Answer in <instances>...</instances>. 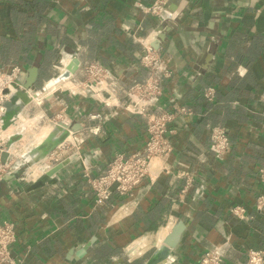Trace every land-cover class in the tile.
Segmentation results:
<instances>
[{
  "label": "crops",
  "instance_id": "0c3cea01",
  "mask_svg": "<svg viewBox=\"0 0 264 264\" xmlns=\"http://www.w3.org/2000/svg\"><path fill=\"white\" fill-rule=\"evenodd\" d=\"M154 1L0 0V65L22 66L25 78L39 71L32 91L41 94L20 108L25 125L35 120L22 139L25 160L58 125L69 131L53 154L0 180V222L15 225L11 252L22 264H146L178 223L180 240L164 264H200L227 242L225 264H246L250 249H264V0H169L161 17L142 10ZM145 41L173 71L162 106L192 114L171 124L173 153L153 160L151 178L99 205L86 175L143 149L146 121L63 90L62 80L47 86L63 74L84 80L85 65L98 62L127 87L147 76ZM12 45L16 57L5 54ZM215 126L231 139L223 157L210 150ZM238 205L243 219L231 213Z\"/></svg>",
  "mask_w": 264,
  "mask_h": 264
},
{
  "label": "built area",
  "instance_id": "2783aa9c",
  "mask_svg": "<svg viewBox=\"0 0 264 264\" xmlns=\"http://www.w3.org/2000/svg\"><path fill=\"white\" fill-rule=\"evenodd\" d=\"M168 3L169 0H155L151 5H141V7L145 13L161 17L167 12ZM142 46L144 52L141 56V65L147 72V76L135 80L127 87L118 86L116 77L98 62L85 65L84 80H77L73 76L69 79H62L61 89L74 94H91L95 100L107 106L121 108L146 121L148 138L143 149L129 154L118 153L102 174L86 175L99 205L109 201L114 192L122 196L131 194L145 179L151 178L153 160L156 158L165 160L173 153L174 147L169 138V135L174 133L171 124L178 115L192 114V109L186 106L176 105L172 109L162 106L164 82L172 76L173 71L154 49L151 41L142 42ZM24 79L25 71L22 66L12 65L4 68L0 65V180L21 169L28 162L22 150L24 148L22 139L29 128L35 129L34 119L37 117L28 116V121L33 119L34 123H32L33 126L25 125L22 110H20L7 123L12 99L18 88H22L20 82ZM28 94L33 101L39 97L41 92L30 89ZM34 94L37 97H34ZM214 95V88L206 89L205 96L209 100H212ZM113 99L115 102H111ZM89 116L92 120H104L101 113H91ZM54 122L58 125L56 121ZM91 132L99 134L101 127H93ZM17 135H20V138L11 142V138ZM231 147L232 143L227 130L222 126L213 127L210 143L212 153L217 157H223ZM53 153L52 150L49 154ZM56 161H59V158H56ZM258 176L264 185V165L259 168ZM257 207L258 209L264 208V195L258 198ZM231 213L241 219L245 218L243 206L232 207ZM16 239L15 225L11 222H0V264H22L20 260L12 256L11 252ZM227 243L205 251L200 264H225ZM246 264H264V249H250Z\"/></svg>",
  "mask_w": 264,
  "mask_h": 264
},
{
  "label": "water",
  "instance_id": "95a60500",
  "mask_svg": "<svg viewBox=\"0 0 264 264\" xmlns=\"http://www.w3.org/2000/svg\"><path fill=\"white\" fill-rule=\"evenodd\" d=\"M38 68L33 67L29 70V75L23 81H21L22 88H18L16 91L12 102L11 108L7 115V123L10 122L11 118H13L19 111L21 106L27 105L32 101V98L28 94V90L32 89L38 79ZM68 77V74L65 75ZM34 97H37L34 94ZM69 135V131L67 129H62L61 125H58L47 137L46 139L37 147L31 150L28 155H31L32 160L28 161V165H32L35 162L40 161L45 158L52 150L55 149L65 138ZM20 135L14 136L11 138V142L19 139ZM62 163H59L55 170L62 167ZM27 167V165L23 166V170ZM53 171H46V176L41 178L39 181L34 183L32 187L39 186L44 183L45 179L48 175L52 174ZM183 224L178 223L174 226L171 233L166 237L162 246L157 249L149 258L146 264H164V261L170 256L172 249L177 245L180 240Z\"/></svg>",
  "mask_w": 264,
  "mask_h": 264
},
{
  "label": "rangeland",
  "instance_id": "374dc122",
  "mask_svg": "<svg viewBox=\"0 0 264 264\" xmlns=\"http://www.w3.org/2000/svg\"><path fill=\"white\" fill-rule=\"evenodd\" d=\"M18 53H19V49L17 47H15L14 45H12L10 50L8 52H6L5 54L10 55L11 57H13V56L16 57L18 55ZM30 126H32V125L30 124ZM45 126L48 127V124ZM46 131H47V129H46ZM43 134H45V129H44V131H42L41 135H43Z\"/></svg>",
  "mask_w": 264,
  "mask_h": 264
},
{
  "label": "bare ground",
  "instance_id": "6f19581e",
  "mask_svg": "<svg viewBox=\"0 0 264 264\" xmlns=\"http://www.w3.org/2000/svg\"><path fill=\"white\" fill-rule=\"evenodd\" d=\"M65 75L63 74V76H58L54 81H51L49 83V85L47 86V88L51 87L52 85L56 84L57 82H59L62 79H65Z\"/></svg>",
  "mask_w": 264,
  "mask_h": 264
}]
</instances>
